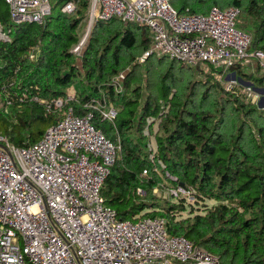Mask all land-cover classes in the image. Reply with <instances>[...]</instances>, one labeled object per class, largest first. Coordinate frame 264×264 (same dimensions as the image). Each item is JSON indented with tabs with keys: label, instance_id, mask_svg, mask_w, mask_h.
I'll use <instances>...</instances> for the list:
<instances>
[{
	"label": "trees",
	"instance_id": "obj_1",
	"mask_svg": "<svg viewBox=\"0 0 264 264\" xmlns=\"http://www.w3.org/2000/svg\"><path fill=\"white\" fill-rule=\"evenodd\" d=\"M69 1L76 5L72 14L62 11ZM170 1L182 5L180 13L201 15L213 6L237 7V28L250 34L251 50L264 51V0ZM90 2L54 1L41 25L5 24L0 14L11 37L0 42V100L15 107L17 116L0 134L23 148L39 141L69 108L76 115L92 113L97 129L114 142L120 139L118 160L101 189L120 219L160 217L170 235L186 237L221 264H264V107L241 86L218 83L210 65L205 64L208 73L201 63L190 66L157 54L139 64L152 43L141 24L96 20L77 56L73 48ZM54 3H60L57 15ZM249 64L229 70L264 95V70L258 62ZM70 90L76 100L57 107ZM97 102L116 108L114 124L94 110ZM148 119L159 120L154 160L145 136L152 127ZM41 123L49 125L43 129ZM181 184L192 200L169 192Z\"/></svg>",
	"mask_w": 264,
	"mask_h": 264
},
{
	"label": "built area",
	"instance_id": "obj_2",
	"mask_svg": "<svg viewBox=\"0 0 264 264\" xmlns=\"http://www.w3.org/2000/svg\"><path fill=\"white\" fill-rule=\"evenodd\" d=\"M6 3L13 25H41L52 11L51 0ZM75 9L69 1L62 11L72 14ZM238 15L234 6H213L201 15L180 13L170 0H92L91 18L147 26L152 46L140 62L157 54L190 66L210 65L218 76L255 60L264 70V51L250 49L252 38L237 28ZM10 41V30L0 22V42ZM251 90L244 92L255 98ZM72 100L75 94L55 105L61 108ZM93 108L115 123L118 113L112 104L97 102ZM92 116L69 108L39 141L23 148L0 134V264H221L217 255L186 237L170 235L163 218L118 217L101 189L118 160L120 139L107 138ZM153 122L148 119V125ZM150 149L154 160L156 147ZM169 192L191 198L182 187Z\"/></svg>",
	"mask_w": 264,
	"mask_h": 264
},
{
	"label": "rangeland",
	"instance_id": "obj_3",
	"mask_svg": "<svg viewBox=\"0 0 264 264\" xmlns=\"http://www.w3.org/2000/svg\"><path fill=\"white\" fill-rule=\"evenodd\" d=\"M54 1L58 2V0H53V2ZM53 2H51V4ZM54 4H53V6H54ZM174 6L177 8V10H179L182 5L179 4L178 6H176V5H174ZM59 7H60V3L55 4V8L53 9V15H57L60 12ZM0 12H1L0 14H1V17H2V19H1L2 22L5 23V24L7 22H10L9 6L4 1H1V0H0ZM91 13H92V0L90 2L88 16L86 17V20H85L86 23L84 22L85 23L84 30L81 33V36L79 38V42L76 45V46H79V45L81 46V49L79 50V52L76 53L77 56H81L82 55V52H84V48L86 47V45L90 41V32H91L92 27H93V25L95 23V20H92V18H91ZM81 43H82V45H81ZM137 62L139 64L144 63V62H140L139 60H137ZM255 62H257V61H254L253 63L251 62L252 64H249V66L255 64ZM241 65L242 66H248V65H245V64H241ZM200 66L203 69H205L206 72H208V73L210 72L211 73V70L208 68L207 65L201 63ZM213 74H214V77L216 78V81H218V83H220L226 89H232V88H229L228 86H229V84H233V83H236L235 85L241 86L243 90H245L247 87H252L251 93L255 97L254 99L253 98L252 99L255 100V102H258V104L260 106L264 107V95H262V93L258 89H255L252 85H250V84H242L243 82L236 76L235 72L229 70L228 72H226L224 74L221 73L223 75H218L217 76V74H215V73H213ZM71 91L72 90H70L69 92L71 93ZM72 92H74V91H72ZM248 93H250V92H248ZM248 93H246V94L248 95ZM246 94H245V96L247 98H251V97H248L249 95L247 96ZM16 118H17V116H16V108L13 107V106L5 105L4 102L0 100V128L1 129L11 128L14 124H16L15 123L16 120H17ZM48 125L49 124H47V123H41V127L43 129H45ZM150 130H151V132H150ZM149 132H150L149 134H145V136L148 138L147 149L150 148V147H152V148L156 147V134L158 132V122L157 121L149 129ZM160 192H161V190H158L155 193L156 194H160ZM189 200H192V197L189 198Z\"/></svg>",
	"mask_w": 264,
	"mask_h": 264
},
{
	"label": "crops",
	"instance_id": "obj_4",
	"mask_svg": "<svg viewBox=\"0 0 264 264\" xmlns=\"http://www.w3.org/2000/svg\"><path fill=\"white\" fill-rule=\"evenodd\" d=\"M151 46H152V43H151ZM72 91H73V90H72ZM72 91H71V93L69 92V95H73V94H74V92H72Z\"/></svg>",
	"mask_w": 264,
	"mask_h": 264
},
{
	"label": "water",
	"instance_id": "obj_5",
	"mask_svg": "<svg viewBox=\"0 0 264 264\" xmlns=\"http://www.w3.org/2000/svg\"><path fill=\"white\" fill-rule=\"evenodd\" d=\"M181 187H183V185L181 184Z\"/></svg>",
	"mask_w": 264,
	"mask_h": 264
}]
</instances>
